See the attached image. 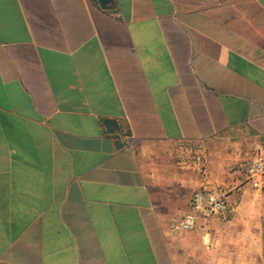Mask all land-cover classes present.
Listing matches in <instances>:
<instances>
[{"label": "crops", "instance_id": "1", "mask_svg": "<svg viewBox=\"0 0 264 264\" xmlns=\"http://www.w3.org/2000/svg\"><path fill=\"white\" fill-rule=\"evenodd\" d=\"M185 142L234 213L173 235ZM258 154L264 0H0V264H262Z\"/></svg>", "mask_w": 264, "mask_h": 264}, {"label": "built area", "instance_id": "2", "mask_svg": "<svg viewBox=\"0 0 264 264\" xmlns=\"http://www.w3.org/2000/svg\"><path fill=\"white\" fill-rule=\"evenodd\" d=\"M173 155L180 170L197 176L200 189L193 192L189 211L180 218H173L169 230L173 235L194 231L200 221L218 219L230 222L234 210L228 202L226 190L211 181L210 155L203 142H185L173 148ZM246 176L251 186L261 193L264 191V156L258 154L246 165Z\"/></svg>", "mask_w": 264, "mask_h": 264}, {"label": "water", "instance_id": "3", "mask_svg": "<svg viewBox=\"0 0 264 264\" xmlns=\"http://www.w3.org/2000/svg\"><path fill=\"white\" fill-rule=\"evenodd\" d=\"M109 2H112V0H99L100 6L103 9L107 8V5H108ZM104 125L107 128L108 133L111 134V135L115 134L119 130L118 123L115 120H106L104 122ZM116 146H117V148H122L123 147V145H122V143L120 141L117 142Z\"/></svg>", "mask_w": 264, "mask_h": 264}, {"label": "rangeland", "instance_id": "4", "mask_svg": "<svg viewBox=\"0 0 264 264\" xmlns=\"http://www.w3.org/2000/svg\"><path fill=\"white\" fill-rule=\"evenodd\" d=\"M246 173V172H245ZM253 190H255V188L252 187ZM258 199L259 201H261L262 203H264V191L261 193L259 192V195H258ZM173 219V218H172ZM171 219V220H172ZM170 220V221H171ZM170 223V222H169ZM260 263L264 264V235H263V243H262V256H260L259 260H258Z\"/></svg>", "mask_w": 264, "mask_h": 264}]
</instances>
